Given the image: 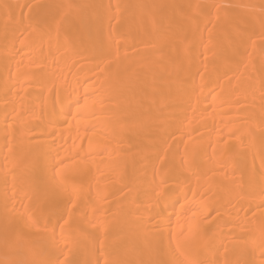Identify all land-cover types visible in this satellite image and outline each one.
I'll return each mask as SVG.
<instances>
[{
    "label": "bare ground",
    "instance_id": "bare-ground-1",
    "mask_svg": "<svg viewBox=\"0 0 264 264\" xmlns=\"http://www.w3.org/2000/svg\"><path fill=\"white\" fill-rule=\"evenodd\" d=\"M4 108L0 264H264V0H0Z\"/></svg>",
    "mask_w": 264,
    "mask_h": 264
},
{
    "label": "rangeland",
    "instance_id": "rangeland-1",
    "mask_svg": "<svg viewBox=\"0 0 264 264\" xmlns=\"http://www.w3.org/2000/svg\"><path fill=\"white\" fill-rule=\"evenodd\" d=\"M114 25H115L114 26V29L118 30L119 28L117 27L118 26L117 23L116 24L114 23ZM203 53H205V52H203L202 50H201L200 53H198L197 60H196V64L197 65L191 66V68H190V72H192L194 70L196 71V74H195L196 76L199 75L201 72H203V67L205 65H207V63L209 61V58L207 56H203ZM11 112H13V109L12 108H9V109L8 108H4V109H2L0 111V114H2V115L3 114H10ZM248 119L249 118L244 119V121H246ZM5 150H6V148H3V150L1 151V155H4L5 154ZM3 151H4V153H3ZM222 219H223V216H218L217 222H220Z\"/></svg>",
    "mask_w": 264,
    "mask_h": 264
}]
</instances>
